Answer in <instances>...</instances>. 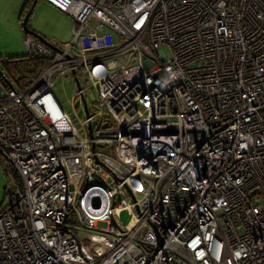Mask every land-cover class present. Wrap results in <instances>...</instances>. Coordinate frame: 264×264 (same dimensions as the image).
I'll use <instances>...</instances> for the list:
<instances>
[{
  "label": "built area",
  "instance_id": "obj_1",
  "mask_svg": "<svg viewBox=\"0 0 264 264\" xmlns=\"http://www.w3.org/2000/svg\"><path fill=\"white\" fill-rule=\"evenodd\" d=\"M43 1L75 26L0 70V264H264V0Z\"/></svg>",
  "mask_w": 264,
  "mask_h": 264
},
{
  "label": "rangeland",
  "instance_id": "obj_2",
  "mask_svg": "<svg viewBox=\"0 0 264 264\" xmlns=\"http://www.w3.org/2000/svg\"><path fill=\"white\" fill-rule=\"evenodd\" d=\"M22 2V5H20L21 3L18 5L17 0H0V59H3V61L7 60V58L16 57L15 55L23 56L27 53L25 44L27 34L22 29V20L25 16L21 14L26 0ZM33 5L34 3L31 6L33 11L28 21L29 32L45 37L55 44H62L72 40L75 20L71 16L60 13L43 0H39L34 7ZM163 50L166 54L170 52L168 46H165ZM1 69L3 67L0 63ZM4 70L6 71V69ZM74 89V85L71 82H65L60 77L57 78L56 93L74 122L79 125L80 120L82 121L84 118V113L78 110L80 120L74 116V103L72 101ZM91 96V98H96L95 91H92ZM10 184L4 161L0 158V206L8 204L6 189ZM120 220L122 225H126L130 220L129 212L123 211L120 214ZM107 226L103 222L98 224V228H106Z\"/></svg>",
  "mask_w": 264,
  "mask_h": 264
},
{
  "label": "trees",
  "instance_id": "obj_3",
  "mask_svg": "<svg viewBox=\"0 0 264 264\" xmlns=\"http://www.w3.org/2000/svg\"><path fill=\"white\" fill-rule=\"evenodd\" d=\"M33 3L34 0H26L24 7L21 10V14L23 16H25L26 10L29 9ZM26 31L27 34H32L39 38L38 34L31 33L27 29ZM0 63L2 64L3 70L6 69L7 72H18L20 83H25L33 79L40 72V69L44 66V63L42 61L36 58L28 59L26 54L23 56L7 58V60L4 61L3 59H0Z\"/></svg>",
  "mask_w": 264,
  "mask_h": 264
},
{
  "label": "water",
  "instance_id": "obj_4",
  "mask_svg": "<svg viewBox=\"0 0 264 264\" xmlns=\"http://www.w3.org/2000/svg\"><path fill=\"white\" fill-rule=\"evenodd\" d=\"M38 2V0H34V5L33 7L36 5V3ZM31 16V12H29L27 15H25L23 21H22V26L23 28L28 30V21H29V18ZM27 32V31H26ZM39 36V35H38ZM40 39H44L43 37L39 36Z\"/></svg>",
  "mask_w": 264,
  "mask_h": 264
},
{
  "label": "crops",
  "instance_id": "obj_5",
  "mask_svg": "<svg viewBox=\"0 0 264 264\" xmlns=\"http://www.w3.org/2000/svg\"><path fill=\"white\" fill-rule=\"evenodd\" d=\"M23 0H17V2H18V5L22 2ZM23 3V2H22ZM22 3L20 4V5H22ZM46 4H48V3H46ZM48 5H50V4H48ZM51 6V5H50ZM52 8H54L53 6H51ZM55 10H57L56 8H54ZM58 11V10H57ZM60 12V11H59ZM60 13H62V12H60ZM62 14H64V13H62ZM66 15V14H65ZM23 21V20H22ZM22 29H24L23 28V26H22ZM16 30H17V28H16ZM19 30V29H18ZM25 30V29H24ZM26 34H27V32H25ZM28 35V34H27ZM26 35V36H27ZM25 38V37H24ZM45 38V37H44ZM47 39V38H46ZM49 40V39H48ZM15 56H17V55H15ZM18 56H20V55H18Z\"/></svg>",
  "mask_w": 264,
  "mask_h": 264
},
{
  "label": "flooded vegetation",
  "instance_id": "obj_6",
  "mask_svg": "<svg viewBox=\"0 0 264 264\" xmlns=\"http://www.w3.org/2000/svg\"><path fill=\"white\" fill-rule=\"evenodd\" d=\"M32 11H33V10H32V7H30L29 9L26 10V13H25V14L27 15L29 12L32 13Z\"/></svg>",
  "mask_w": 264,
  "mask_h": 264
},
{
  "label": "clouds",
  "instance_id": "obj_7",
  "mask_svg": "<svg viewBox=\"0 0 264 264\" xmlns=\"http://www.w3.org/2000/svg\"><path fill=\"white\" fill-rule=\"evenodd\" d=\"M39 1V0H38Z\"/></svg>",
  "mask_w": 264,
  "mask_h": 264
}]
</instances>
